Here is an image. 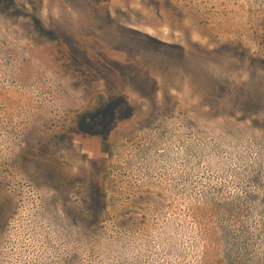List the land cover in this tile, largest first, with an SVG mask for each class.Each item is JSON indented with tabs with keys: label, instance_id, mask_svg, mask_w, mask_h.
<instances>
[{
	"label": "rangeland",
	"instance_id": "obj_1",
	"mask_svg": "<svg viewBox=\"0 0 264 264\" xmlns=\"http://www.w3.org/2000/svg\"><path fill=\"white\" fill-rule=\"evenodd\" d=\"M0 264H264V0H0Z\"/></svg>",
	"mask_w": 264,
	"mask_h": 264
},
{
	"label": "trees",
	"instance_id": "obj_2",
	"mask_svg": "<svg viewBox=\"0 0 264 264\" xmlns=\"http://www.w3.org/2000/svg\"><path fill=\"white\" fill-rule=\"evenodd\" d=\"M237 97L239 98V95H238ZM114 107H115V104H109L108 107L106 108V110L112 112V110L114 109ZM81 120H82V119H81ZM81 123H82L83 127H84L85 129H87V125H88V123H89L88 119H83V120L81 121Z\"/></svg>",
	"mask_w": 264,
	"mask_h": 264
}]
</instances>
